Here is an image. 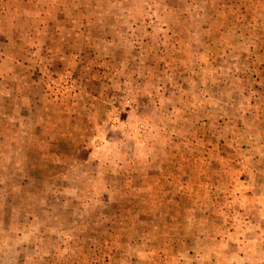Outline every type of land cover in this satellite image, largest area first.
<instances>
[{
	"label": "rangeland",
	"instance_id": "obj_1",
	"mask_svg": "<svg viewBox=\"0 0 264 264\" xmlns=\"http://www.w3.org/2000/svg\"><path fill=\"white\" fill-rule=\"evenodd\" d=\"M260 164L264 0H0V264H264Z\"/></svg>",
	"mask_w": 264,
	"mask_h": 264
},
{
	"label": "crops",
	"instance_id": "obj_2",
	"mask_svg": "<svg viewBox=\"0 0 264 264\" xmlns=\"http://www.w3.org/2000/svg\"><path fill=\"white\" fill-rule=\"evenodd\" d=\"M254 172L252 173V177L253 180L251 178L246 179L243 181V183H247L249 185H256L259 187H264V165L260 164V165H256V167L253 168ZM253 196H255V198H260L259 201L261 199H264V192H261L260 195H255L254 193L252 194ZM258 201V200H256Z\"/></svg>",
	"mask_w": 264,
	"mask_h": 264
}]
</instances>
